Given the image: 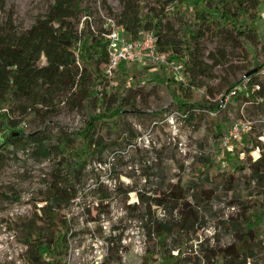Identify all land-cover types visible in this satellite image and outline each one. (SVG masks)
I'll use <instances>...</instances> for the list:
<instances>
[{
  "label": "trees",
  "instance_id": "obj_1",
  "mask_svg": "<svg viewBox=\"0 0 264 264\" xmlns=\"http://www.w3.org/2000/svg\"><path fill=\"white\" fill-rule=\"evenodd\" d=\"M83 1L52 0L44 15L19 31L12 15L3 17L6 0H0V134L7 131L0 138V175L11 160H18L19 152L47 168L42 186L29 201V214L1 220L23 247L21 264H65L73 237L67 211L90 181L91 165H108L114 175L127 147L143 152L137 146L141 135L127 122L126 114H142L131 81L147 74L149 67L129 77L122 64L113 77L107 75L106 18H112L132 40L152 32L157 50L170 63L182 65L185 84L176 81L171 69L168 78L157 82L166 87L185 121H207L216 156L204 154L199 145L189 166L182 164L173 181L151 191L125 186L118 175L110 179L114 184L109 190L97 178L93 184L97 217L108 213L113 196L126 205L135 193L136 201L124 210L126 215L145 219L147 255L154 253L150 243L155 241L171 264H253L258 253L264 256V240H260L264 236V144L260 140L264 132L252 124L264 115V83L261 88L258 78L264 36L257 27L262 1L118 0L120 9L115 12L107 0H100V12L95 11L98 21ZM188 7L191 14L186 13ZM207 44H214V49ZM232 57L242 63L237 68L244 76L233 84L218 81L214 69L228 65ZM195 91L200 92L198 98L193 96ZM232 91L235 95L221 102V96ZM63 109L81 116L78 129L49 127L50 119ZM230 111L236 118L226 128ZM238 120L251 122L240 150L221 149V137ZM25 124L35 129L26 132ZM257 150L259 157L253 160L251 154ZM149 172L143 170L147 179ZM241 191L246 192L243 199L238 197ZM222 194L231 195L228 204L237 211L224 220L215 217L216 227L234 241L200 245L193 254L183 256L181 248H193L192 236L213 216L212 204ZM1 195L7 200L21 199L14 190ZM152 203L167 216L152 215ZM120 246V240L112 244L117 252ZM112 257L120 263V257L112 253L104 261ZM142 264H148L147 257Z\"/></svg>",
  "mask_w": 264,
  "mask_h": 264
},
{
  "label": "rangeland",
  "instance_id": "obj_2",
  "mask_svg": "<svg viewBox=\"0 0 264 264\" xmlns=\"http://www.w3.org/2000/svg\"><path fill=\"white\" fill-rule=\"evenodd\" d=\"M107 2L115 12L119 11L118 0H107ZM51 3L52 0H6L3 17L7 18L12 15L17 30L23 31L37 17L44 15ZM83 6H88L92 12V18L98 21V13L96 14L95 11L100 12L98 8L99 6L101 8L100 0H84ZM102 12L105 14L104 10ZM191 12V7L186 8L187 14H191ZM263 12L264 6L262 5L260 6L257 23L262 36H264ZM207 47L212 50L215 45L207 44ZM258 63L263 65L262 70L264 71V53L260 56ZM240 64L242 63L238 58L232 57L228 65L216 67L214 72L218 76V81L226 79V82L231 84L239 81L244 76V71L237 68ZM145 67H149L147 74L131 81L132 88L139 94L137 102L142 114L131 111L126 114L127 122L141 135V139L137 141V146L143 152L136 153L127 147L122 152L123 159L116 163L114 175L110 172L108 165L99 166L96 163L91 165L94 170L90 175V181L67 211L68 217L73 223V237L69 245L68 264H92L101 256H104L105 259L111 253L113 256L116 254L120 257V263L112 257L108 263L102 259L103 264H142L145 257L148 259V264H171L170 261L162 257L164 253L159 251L158 246H155V241L150 243L154 253L147 255L149 243L145 235V219H138L132 213L125 214V206L136 201L135 193L130 194L126 205L124 200L113 196L108 213L97 217L98 212L95 207L98 197L97 193L93 191V184L98 178L103 186H107L109 190H112L114 183L110 179H114L118 175L125 186L134 188L139 192L145 189L151 191L156 186L161 187L167 181H173V175L178 172V167L182 164L185 167L189 166L193 160L192 158L198 154L199 145L204 147V154L209 153L216 156V146L209 133L207 121H185L183 116L178 114L166 87L157 82L159 78L170 76L168 70L170 68L133 64L126 67L128 76L132 77ZM258 78L261 86V82L264 83V73L260 72ZM199 95V91H195L193 94L195 98H198ZM235 118L236 113L230 111L226 128ZM258 118L260 120L252 124L256 126V130L260 129L264 132V115ZM80 125L81 116L63 109L60 114L50 119L49 127L54 130L64 128L67 131H74ZM22 128L26 132L35 129L29 124H25ZM6 132L0 134V138H4ZM260 140L264 144V137ZM218 144L222 149L220 142ZM146 146H148V149L145 148ZM234 147L239 151L241 143L236 144ZM251 156L253 160L257 159L259 151L253 152ZM17 158L18 160H11L0 175V264H21L19 255L23 247L15 241L12 233L7 230L6 224L1 220L9 222L16 216L29 214L31 211L29 201L42 186L43 173L47 170L46 164H39L22 152L18 153ZM219 158H216L217 161ZM239 158L245 160V155L239 153ZM143 160L148 161L146 165L142 163ZM144 169L150 170L148 173L149 179L143 176ZM144 179L148 183H145ZM12 190L19 194L18 196L21 198L19 201H15L13 197L8 200L2 197L3 192L11 193ZM150 194L152 192L147 193V195ZM245 195V191L238 192L239 198L243 199ZM230 200V194H222L214 201L212 204L213 216H208L207 224L192 236L193 248L189 249L187 246L181 248L183 256L193 254V251L200 245L206 246L217 242L220 245H227L234 241L231 235L226 234L222 228L216 227L215 219V217L219 220L227 219L229 214L237 211V209H232L229 206L228 202ZM150 206L149 210H151L152 215L158 214L160 218L167 216L163 209L156 211L153 203ZM87 209H90V213L87 212ZM141 210L143 211V208ZM119 240L121 246L117 252L115 248H112V244L117 243ZM260 240H264L263 235L260 236ZM170 253L173 256L178 254L177 251L172 250ZM257 255V259L254 260L253 264H264L263 253ZM201 264H204V262Z\"/></svg>",
  "mask_w": 264,
  "mask_h": 264
},
{
  "label": "built area",
  "instance_id": "obj_3",
  "mask_svg": "<svg viewBox=\"0 0 264 264\" xmlns=\"http://www.w3.org/2000/svg\"><path fill=\"white\" fill-rule=\"evenodd\" d=\"M261 1V6H264V0ZM262 18L264 19V12L262 13ZM105 22V26L108 28L106 39L109 57L106 73L109 77H113L122 64H125L126 66L142 64L170 68L172 75L177 82L183 84L186 83V77L184 76L182 65L170 63L167 55L157 50V38L152 32H147L139 39L132 40L129 35H126L123 30L117 26L112 18H106ZM261 73H264V71L261 70ZM246 82L247 78L244 79L243 86ZM255 89L259 90L260 86L255 85ZM235 93V91H232L221 96V102H228ZM250 126V121H235L220 139V146L222 149L232 152L234 146L240 143L243 135L250 130ZM262 138L263 137L260 139ZM231 208L234 209L233 207ZM102 259H104V256H101L92 264H103ZM65 264H68V262Z\"/></svg>",
  "mask_w": 264,
  "mask_h": 264
}]
</instances>
